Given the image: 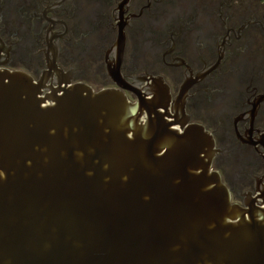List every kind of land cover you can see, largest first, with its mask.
I'll use <instances>...</instances> for the list:
<instances>
[{
	"label": "water",
	"instance_id": "95a60500",
	"mask_svg": "<svg viewBox=\"0 0 264 264\" xmlns=\"http://www.w3.org/2000/svg\"><path fill=\"white\" fill-rule=\"evenodd\" d=\"M153 94L0 72V264H264V198L233 204L210 133Z\"/></svg>",
	"mask_w": 264,
	"mask_h": 264
},
{
	"label": "flooded vegetation",
	"instance_id": "af4514ba",
	"mask_svg": "<svg viewBox=\"0 0 264 264\" xmlns=\"http://www.w3.org/2000/svg\"><path fill=\"white\" fill-rule=\"evenodd\" d=\"M1 71L162 93L212 136L231 202L264 198V0H0Z\"/></svg>",
	"mask_w": 264,
	"mask_h": 264
}]
</instances>
